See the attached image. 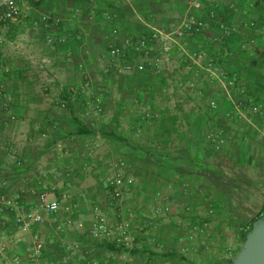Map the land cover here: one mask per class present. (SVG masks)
<instances>
[{
  "label": "crops",
  "instance_id": "0c3cea01",
  "mask_svg": "<svg viewBox=\"0 0 264 264\" xmlns=\"http://www.w3.org/2000/svg\"><path fill=\"white\" fill-rule=\"evenodd\" d=\"M185 17L205 22L204 31L173 45L159 66L138 72L146 61L124 42L152 29L168 32ZM250 20L259 24L256 30L246 27ZM222 26L239 32L228 37ZM115 29L123 53L113 59ZM253 38L254 56L243 49ZM0 40V77L16 117L0 109V196L19 198L25 212L43 193L61 205L35 230L46 241L39 264H56L73 242L98 253L88 237L95 206L113 218L151 220L155 238L166 246L157 264L232 262L244 233L264 215V208L253 218L242 210L250 189L264 185V121L250 114L233 119V101L194 55L215 58L240 78L248 98L263 100L264 0L26 1L19 24H0ZM161 48L155 44V55ZM214 97L216 115L210 111ZM218 132L226 140L220 152L207 139ZM118 160L135 183L114 200L105 180ZM162 204L172 209L166 218L156 215ZM17 215L1 208L0 231L12 241V255L30 264L24 251L33 244V230H21ZM68 218L85 230L57 231ZM200 222L208 232L191 239ZM191 245L196 251L183 256Z\"/></svg>",
  "mask_w": 264,
  "mask_h": 264
},
{
  "label": "built area",
  "instance_id": "2783aa9c",
  "mask_svg": "<svg viewBox=\"0 0 264 264\" xmlns=\"http://www.w3.org/2000/svg\"><path fill=\"white\" fill-rule=\"evenodd\" d=\"M26 1L38 2L39 0H0V24H19L23 20V7ZM86 1L89 3L94 2V0ZM249 7L255 9V3L251 2ZM43 20L49 22L46 18ZM205 27V22L202 20L194 17H185L168 32L163 29H152L150 33L145 34L134 42L126 40L124 46L125 48L131 46L136 55L145 59L146 63L136 66L138 72H144L147 66H159L163 56L172 51L173 45L179 46L181 40L200 34L204 31ZM246 27L249 30H256L259 24L255 20H250ZM221 28L228 37L239 32L235 27L222 26ZM54 41L53 38H49L47 43L52 45ZM2 42L3 40H0V44ZM118 42V31L115 29L112 32L109 47V53L113 59H116L123 53V46H120ZM159 42L162 44V48L155 55V44ZM257 45V40L253 38L243 45V49L254 56L258 47ZM194 57L200 64L204 62L203 65L209 75L210 81H217L219 89L223 90L233 101L236 107L235 111L231 114L233 119L242 118L246 114H250L264 121V98L257 102L248 98L246 89L240 78L236 75H229L215 58H209L203 54L194 55ZM126 70L130 71L131 67L127 66ZM190 87L195 88L196 86L191 83ZM11 101L12 98L8 93L6 82L0 77V109L4 113L9 114L11 120L14 121L16 117L11 113ZM63 107H66V105L64 104ZM219 109L218 98H212L210 101L211 114L216 115ZM144 113L148 114L146 109ZM207 139L217 152H220L226 144V140L220 132L209 134ZM94 147L97 146L92 145L88 148V155L91 156L93 154ZM112 168L114 169V173L107 176L105 181L111 190L112 198L114 200H120L124 191L132 187L135 182L133 179L126 178V164L124 161L118 160L113 162ZM183 191L187 193L189 191L188 186H184ZM158 197L160 200L166 199L161 194ZM1 208L18 214L15 222L21 230H33V244L26 248L24 254L30 264H39L46 249V241L35 230L37 226L44 222L45 215H53L61 210L60 203L51 200L47 193H43L39 196L36 207L29 212H25L19 198L13 199L0 196ZM171 210L169 204H162L157 207L156 215L159 218H166ZM208 212L209 215H214L215 206L211 204ZM67 229L81 231L85 230V226L83 222L68 218L63 225L58 227L57 231ZM194 230L195 237L193 236L191 239L205 235L208 232V226L205 222H200L194 227ZM88 237L92 240L94 247L98 249V253L91 252L88 246L81 242H73L66 247L60 260L56 264H157V256L166 252V246L154 236L151 220L142 217L137 219L136 223H133L123 220L120 217L113 218L103 213L99 206L94 207L93 224L88 229ZM20 242L21 238L16 236L13 240V245L17 247ZM11 243L12 241L9 243L7 240L5 232L0 231V264L22 263L20 257H14L12 255ZM109 246H114L116 250H110ZM194 251H196V248L194 245H191L183 247L181 253L183 256H188Z\"/></svg>",
  "mask_w": 264,
  "mask_h": 264
},
{
  "label": "water",
  "instance_id": "95a60500",
  "mask_svg": "<svg viewBox=\"0 0 264 264\" xmlns=\"http://www.w3.org/2000/svg\"><path fill=\"white\" fill-rule=\"evenodd\" d=\"M230 264H264V217L254 224Z\"/></svg>",
  "mask_w": 264,
  "mask_h": 264
},
{
  "label": "rangeland",
  "instance_id": "374dc122",
  "mask_svg": "<svg viewBox=\"0 0 264 264\" xmlns=\"http://www.w3.org/2000/svg\"><path fill=\"white\" fill-rule=\"evenodd\" d=\"M256 193V197L252 198L251 194ZM246 199L249 202L242 204V210L244 211L243 216L255 217L257 213L264 208V185L255 186L250 189V194L247 195ZM246 206V207H245Z\"/></svg>",
  "mask_w": 264,
  "mask_h": 264
},
{
  "label": "trees",
  "instance_id": "16d2710c",
  "mask_svg": "<svg viewBox=\"0 0 264 264\" xmlns=\"http://www.w3.org/2000/svg\"><path fill=\"white\" fill-rule=\"evenodd\" d=\"M263 217H264V215H262V216L256 218V219L253 221V223L251 224L250 228H249V229L244 233V235H243V242L246 240V237H247L248 233L253 229L254 224H255L256 222H258L259 220H261ZM109 249H110V250H116L114 246H109Z\"/></svg>",
  "mask_w": 264,
  "mask_h": 264
}]
</instances>
